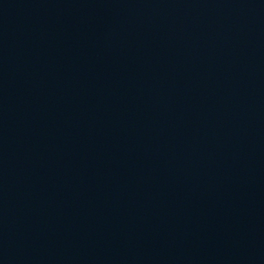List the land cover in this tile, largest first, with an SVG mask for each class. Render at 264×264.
Listing matches in <instances>:
<instances>
[{
	"label": "water",
	"instance_id": "water-1",
	"mask_svg": "<svg viewBox=\"0 0 264 264\" xmlns=\"http://www.w3.org/2000/svg\"><path fill=\"white\" fill-rule=\"evenodd\" d=\"M0 264H264V0H0Z\"/></svg>",
	"mask_w": 264,
	"mask_h": 264
}]
</instances>
